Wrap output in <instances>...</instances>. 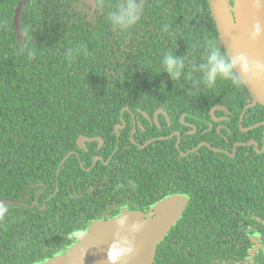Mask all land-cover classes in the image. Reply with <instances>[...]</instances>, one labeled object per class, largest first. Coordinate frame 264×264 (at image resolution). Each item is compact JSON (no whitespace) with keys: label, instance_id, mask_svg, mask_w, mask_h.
<instances>
[{"label":"trees","instance_id":"obj_1","mask_svg":"<svg viewBox=\"0 0 264 264\" xmlns=\"http://www.w3.org/2000/svg\"><path fill=\"white\" fill-rule=\"evenodd\" d=\"M137 3L139 19L117 29L109 16L124 0H96L94 10L80 0H0V202L9 207L0 264L44 263L94 221L172 197L185 208L153 264H264L263 127L242 132L244 96L205 79L209 48L226 55L208 1ZM167 53L183 62L178 79L164 69ZM218 104L236 125L225 137L210 115ZM157 109L170 124L143 114ZM262 121L261 104L245 110L243 127ZM80 135L103 145L80 149ZM234 142L246 144L233 156Z\"/></svg>","mask_w":264,"mask_h":264},{"label":"water","instance_id":"obj_2","mask_svg":"<svg viewBox=\"0 0 264 264\" xmlns=\"http://www.w3.org/2000/svg\"><path fill=\"white\" fill-rule=\"evenodd\" d=\"M80 1L91 6L92 10L96 7V0ZM207 1L216 25L219 40L226 55L230 58L244 57L249 67V72L243 76V84L250 93L251 102L247 104L243 110L240 120L242 121L244 112L247 108L257 103L264 107V74L257 68V62L264 64V57L259 52L258 46L255 44L254 40L247 34L242 35L238 21L239 18H245L247 15L246 9L243 6L244 4L239 5V2L243 0H234L232 12L226 0ZM251 1L250 4L253 11L259 9L264 13V3L257 4V0ZM22 11L23 2L20 1L14 13V25L21 43H23V33L20 25ZM236 34L242 35L244 42H249L255 47L256 52L253 58L242 50L235 38ZM217 110H225L229 113L225 106L215 105L210 109V115L213 121L221 119L215 116V111ZM160 113L166 116L168 124H170L167 113L163 109H157L153 118L146 113L143 114L150 123L153 121L158 123V115ZM183 119L184 115L180 118L181 122L192 127L187 133H195L197 130L196 127L193 124L185 123ZM122 127L124 126L122 125ZM118 128L119 125H116V129ZM171 136H173V134H171ZM92 141L98 142V148L103 144V139L99 136L86 137L83 135L77 138L76 143L80 148H83L86 142ZM179 141L180 134L178 133V143ZM202 144L208 145L202 142L197 148ZM69 155L70 154H68V156ZM184 208L185 203L183 198L176 202H173L171 198H166L154 205L147 212L133 210L108 219L94 221L86 232L78 235L77 241L65 252L47 259L44 263L38 264H112V261L109 259L110 256L116 257L115 264H153L159 243L164 240L170 229L180 219ZM135 226H139V229L133 230ZM124 238L131 241L130 251H121L113 243L114 241Z\"/></svg>","mask_w":264,"mask_h":264},{"label":"clouds","instance_id":"obj_3","mask_svg":"<svg viewBox=\"0 0 264 264\" xmlns=\"http://www.w3.org/2000/svg\"><path fill=\"white\" fill-rule=\"evenodd\" d=\"M264 3V0H257V4ZM143 9L137 3V0H124V4H121L115 13L109 16L111 24L117 29H126L133 23H135ZM259 26L255 35L259 34ZM32 55L31 52L28 53ZM69 56L72 52L69 51ZM165 71L173 79H178L181 76L184 68L183 62L173 53H167L162 60ZM260 66L257 65V68ZM202 71L205 74V79L209 86H213L218 78H222L224 81H230L234 84H243V76L249 72L248 64L244 57L230 58L227 55H223L222 51L212 50L209 48V54L206 63L202 67ZM9 212L7 204L0 202V220L4 219ZM139 226H135L133 230H138ZM121 251L131 250V241L127 238L117 240L113 242ZM109 259L112 264H115L116 257L110 256Z\"/></svg>","mask_w":264,"mask_h":264},{"label":"bare ground","instance_id":"obj_4","mask_svg":"<svg viewBox=\"0 0 264 264\" xmlns=\"http://www.w3.org/2000/svg\"><path fill=\"white\" fill-rule=\"evenodd\" d=\"M251 0H243L239 2V5L244 4V8L246 9L247 15L245 18H239L238 24L241 28L242 35H249L258 46L259 52L264 57V13L259 9H251ZM257 26H259V34L255 35ZM242 35H235L237 42L239 43L242 50L251 58H253L255 51V47L251 45L249 42H244L242 39ZM256 61V60H255ZM257 62V61H256ZM259 65V69L264 74V64L257 62Z\"/></svg>","mask_w":264,"mask_h":264},{"label":"flooded vegetation","instance_id":"obj_5","mask_svg":"<svg viewBox=\"0 0 264 264\" xmlns=\"http://www.w3.org/2000/svg\"><path fill=\"white\" fill-rule=\"evenodd\" d=\"M235 88H236V90H238L239 92H240V94L241 95H243L244 96V98H245V104H249L250 102H251V96H250V93H249V91L247 90V88L245 87V85L244 84H235ZM230 98V97H229ZM218 105H223V106H225L224 104H218ZM256 105V104H255ZM246 106V105H245ZM245 106H244V108H245ZM226 107V106H225ZM227 108V107H226ZM244 108H243V110H244ZM228 109V111H229V113L227 112V111H225V110H217V111H215V113L216 112H220L219 113V115L217 116L218 118H221V119H219V120H217V121H212V122H214L216 125H215V132L216 133H218V134H220L221 136H223V137H225V135L224 134H222L221 133V130H225L226 132H228V133H231L232 132V130H234L235 129V127H236V125H235V122L234 121H231L230 120V116L232 115V111L229 109V108H227ZM245 113V112H244ZM160 114H162V113H160ZM242 114H243V112H242ZM241 120V119H240ZM238 121V127H239V129L242 131V132H245V131H249V130H252L253 128H257V127H260L261 125H262V134H263V143H264V121H262V122H259V123H256V124H252V125H249V126H247V127H243V124H242V121ZM212 122H210V121H207V123H208V125H209V127H208V130H211L212 129V127H213V123ZM225 122H228L227 124L225 123ZM152 124V123H151ZM187 126V125H186ZM188 127H191V126H188ZM192 128V127H191ZM245 130V131H244ZM189 131V130H188ZM171 134H175V132H173V133H171ZM170 134V135H171ZM226 140H227V138H226ZM93 142V141H92ZM249 142L251 143V144H254V148H255V150L257 151V152H259L260 151V149H258V144H257V142L254 140V139H252V140H249ZM249 142H247V143H249ZM244 144H246V143H240V142H234L233 144H232V146H231V155H235V153H236V147H237V145H244ZM103 145V144H102ZM79 147V146H78ZM102 147V146H101ZM100 147V148H101ZM264 147V146H263ZM80 148V147H79ZM99 148V149H100ZM81 149V148H80ZM82 149H87V146L85 145V147H83ZM263 149V148H262ZM223 150H225V152L226 151H228L227 149H223ZM228 153V152H227ZM97 159H99V157H97L96 158V160Z\"/></svg>","mask_w":264,"mask_h":264},{"label":"rangeland","instance_id":"obj_6","mask_svg":"<svg viewBox=\"0 0 264 264\" xmlns=\"http://www.w3.org/2000/svg\"><path fill=\"white\" fill-rule=\"evenodd\" d=\"M171 200H172L173 202H176L177 200H181V198H180V197H178V198H171Z\"/></svg>","mask_w":264,"mask_h":264}]
</instances>
